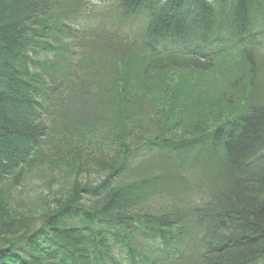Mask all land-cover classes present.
Wrapping results in <instances>:
<instances>
[{
	"label": "trees",
	"instance_id": "16d2710c",
	"mask_svg": "<svg viewBox=\"0 0 264 264\" xmlns=\"http://www.w3.org/2000/svg\"><path fill=\"white\" fill-rule=\"evenodd\" d=\"M0 264H264V0H0Z\"/></svg>",
	"mask_w": 264,
	"mask_h": 264
},
{
	"label": "rangeland",
	"instance_id": "374dc122",
	"mask_svg": "<svg viewBox=\"0 0 264 264\" xmlns=\"http://www.w3.org/2000/svg\"><path fill=\"white\" fill-rule=\"evenodd\" d=\"M96 3V2H94ZM49 169H45L43 170L42 172L45 173H49L51 176L54 177V170H50L48 171ZM64 168H61L59 170H56L57 173H61V175H65L66 172H64ZM42 174V173H41ZM41 174L37 175V180H41V181H45V179H42L43 176H40ZM60 175V176H61ZM40 178V179H38ZM61 178V177H60ZM94 178V177H93ZM33 178L32 179H29L28 181H26L25 184H21L18 186V188L14 189L13 190V193H14V205L17 206L19 209H33L35 211H38L39 210V206L41 205L40 204V201L39 199L42 197V196H47V188L46 186L44 185H40L39 182L36 183V182H33ZM58 181V179L56 178V182ZM49 183L52 185V188L50 187V190L54 188H56L57 184L54 182H51L49 180ZM49 184V185H50Z\"/></svg>",
	"mask_w": 264,
	"mask_h": 264
}]
</instances>
